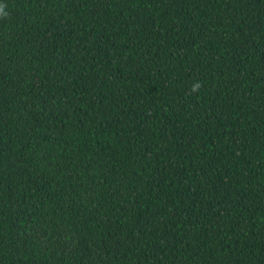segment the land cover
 <instances>
[{
    "label": "trees",
    "instance_id": "trees-1",
    "mask_svg": "<svg viewBox=\"0 0 264 264\" xmlns=\"http://www.w3.org/2000/svg\"><path fill=\"white\" fill-rule=\"evenodd\" d=\"M0 10V264H264V0Z\"/></svg>",
    "mask_w": 264,
    "mask_h": 264
},
{
    "label": "clouds",
    "instance_id": "clouds-1",
    "mask_svg": "<svg viewBox=\"0 0 264 264\" xmlns=\"http://www.w3.org/2000/svg\"><path fill=\"white\" fill-rule=\"evenodd\" d=\"M0 11H2V10H0Z\"/></svg>",
    "mask_w": 264,
    "mask_h": 264
}]
</instances>
